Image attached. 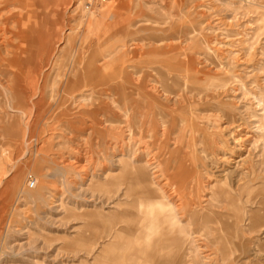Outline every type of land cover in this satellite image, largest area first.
<instances>
[{"label": "rangeland", "instance_id": "obj_1", "mask_svg": "<svg viewBox=\"0 0 264 264\" xmlns=\"http://www.w3.org/2000/svg\"><path fill=\"white\" fill-rule=\"evenodd\" d=\"M161 48L224 84L209 90L210 107L232 123L216 111L193 121L195 110L180 121L177 99L157 91V68L182 80L186 71L157 62ZM157 96L179 120L168 137ZM263 106L264 0H0V264L143 262L125 226L133 208L137 223H156L151 197L120 172L141 162L157 182V129L171 150L184 142L177 164L193 169L195 197L218 186L235 198L208 202L224 230L199 240L206 264H264Z\"/></svg>", "mask_w": 264, "mask_h": 264}, {"label": "bare ground", "instance_id": "obj_2", "mask_svg": "<svg viewBox=\"0 0 264 264\" xmlns=\"http://www.w3.org/2000/svg\"><path fill=\"white\" fill-rule=\"evenodd\" d=\"M170 51L162 48L157 49V54H159V56H157V62H162L165 67L169 68V70L183 71V69H185V80H182L180 76L165 73L162 69L159 70V68H157V91L165 95L167 99L169 98L168 96L177 99L176 106L178 117L182 111L195 110L198 111V113H193V116L195 117L192 118L193 121L198 119V116L201 114L203 116L201 115L199 118L210 120L211 118L213 119V117L208 116V112L216 111L221 113L225 118H228V123H232V121H230L231 115L228 111L220 109L219 106L210 107L211 98L213 97L209 93V90L214 86L223 87L224 84L217 83L216 80L215 82L209 80L211 73L208 71L203 73L205 76H199V71H195L188 65H185L184 67L183 61L175 60L170 54ZM190 93L194 96V99L199 96L198 99L200 101L195 100L196 102L194 103L193 99H187V94ZM184 101H186V103H183ZM167 107L166 104L159 101L157 96V121L159 120L158 118H160V120L166 121V125H170L168 129L163 132L161 131L162 136L164 135L168 137L171 131V124L175 123L174 121L179 120L177 117H169L170 115L166 111ZM262 110V121H259L261 123L260 125L258 124V129L261 126L264 128V106L261 107V111ZM179 118H182V115ZM180 121L185 120L182 118ZM216 125H218V123ZM197 131H199L198 128L194 127L192 129L193 141L196 140ZM260 138H262L261 142L263 141L262 150L264 153V136H261L260 134ZM237 139L235 140L236 142ZM165 140L166 139L158 138L157 129V142H160L161 148V155L159 156L157 163V182L155 181L156 179L154 176L148 172L147 166L143 163L137 162V164L129 165L127 162L125 163L123 161L124 166L121 169L120 178L128 181L131 186L140 185V187L144 188V192L141 193L151 197L150 200L146 201V205L148 207L147 209L151 210L153 213L152 220L156 222L151 226L145 225L144 223L139 224L136 219L139 211L137 212L133 208L128 213V226H125L128 246L129 248L138 247L140 249V255H142L141 257L145 260L144 262L139 263L138 259H130L129 262H131L130 264H206L202 255L205 247L202 246L203 243L199 240H208V234L224 230L222 224L224 215L216 212L213 207H210L208 202H211L214 207H219L220 203L224 201V198L231 204L234 202L235 198L231 197V189L218 186H215L210 196H205L206 198L202 197L203 199H200V197L198 199L195 197L192 193L193 191L191 192V188L193 189L194 186L189 183L190 181L188 182V174H192L193 169L189 166L184 167L177 164L179 161L178 158L182 156L184 142H180L174 150H171L169 149L167 142L164 143ZM186 147L187 146H185V148ZM162 177L164 182L160 185V178ZM112 179L111 182H106V184L118 183V180L116 178L114 179V176ZM184 181H186L185 184L180 185L181 182L184 183ZM170 185L172 187L174 186L171 193L179 195V203H176L174 196H171V194L167 192V188ZM178 185L179 187L182 186V188H176ZM131 186L129 187L130 190ZM188 191L192 194L190 195ZM139 203L140 199L138 197H133L131 204L138 205ZM185 216H188L189 218V226L182 223V219ZM238 217V215L232 217L233 219L230 224L232 233L238 228ZM250 220L253 221L254 219L251 217ZM155 230H157V234L154 236ZM219 238L220 237L217 236L216 239H213L212 244L217 245V243H221ZM208 242L210 241L208 240ZM234 244L235 242L230 240V248L233 247ZM217 246L220 247L221 245ZM232 249L233 251H231L234 252L235 248L233 247ZM222 255H224V251L222 252Z\"/></svg>", "mask_w": 264, "mask_h": 264}, {"label": "crops", "instance_id": "obj_3", "mask_svg": "<svg viewBox=\"0 0 264 264\" xmlns=\"http://www.w3.org/2000/svg\"><path fill=\"white\" fill-rule=\"evenodd\" d=\"M111 248H113V249H116V248L119 249L118 245H116V244L109 245V246H107V248H105L107 254H108L107 251H108L109 249H111ZM102 256H103V257H102ZM141 256H142V255H141ZM100 257H101V258L99 259L100 261H102L103 259L106 260L107 255H101ZM130 259H133V260H134V259H137V257H135V256H134V257H132V256L129 257L128 260H127V262H126V264H130V263H131V262H129ZM144 261H145V260H143V262H144ZM103 262H105V261H103ZM139 263H142V262L139 261ZM150 264H151V263H150Z\"/></svg>", "mask_w": 264, "mask_h": 264}]
</instances>
